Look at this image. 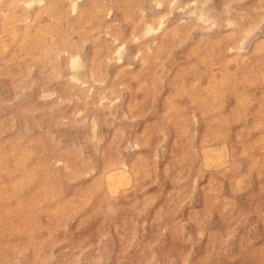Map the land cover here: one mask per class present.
<instances>
[{
    "label": "rangeland",
    "instance_id": "1",
    "mask_svg": "<svg viewBox=\"0 0 264 264\" xmlns=\"http://www.w3.org/2000/svg\"><path fill=\"white\" fill-rule=\"evenodd\" d=\"M0 264H264V0H0Z\"/></svg>",
    "mask_w": 264,
    "mask_h": 264
},
{
    "label": "bare ground",
    "instance_id": "2",
    "mask_svg": "<svg viewBox=\"0 0 264 264\" xmlns=\"http://www.w3.org/2000/svg\"><path fill=\"white\" fill-rule=\"evenodd\" d=\"M146 31H148V30H146ZM71 64H72V65H74V64H75V61H74V60H72Z\"/></svg>",
    "mask_w": 264,
    "mask_h": 264
}]
</instances>
